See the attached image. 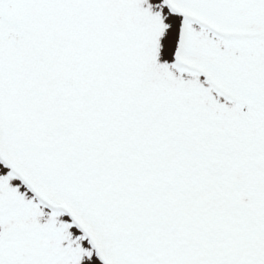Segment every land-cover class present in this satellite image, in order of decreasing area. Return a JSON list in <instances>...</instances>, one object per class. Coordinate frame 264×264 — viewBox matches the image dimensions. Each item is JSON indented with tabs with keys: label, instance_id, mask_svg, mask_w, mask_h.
Segmentation results:
<instances>
[{
	"label": "snow or ice",
	"instance_id": "6c2138e0",
	"mask_svg": "<svg viewBox=\"0 0 264 264\" xmlns=\"http://www.w3.org/2000/svg\"><path fill=\"white\" fill-rule=\"evenodd\" d=\"M0 264H264V0H0Z\"/></svg>",
	"mask_w": 264,
	"mask_h": 264
}]
</instances>
